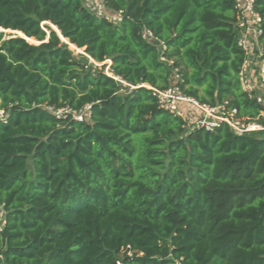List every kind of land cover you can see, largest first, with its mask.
<instances>
[{
	"label": "trees",
	"instance_id": "obj_1",
	"mask_svg": "<svg viewBox=\"0 0 264 264\" xmlns=\"http://www.w3.org/2000/svg\"><path fill=\"white\" fill-rule=\"evenodd\" d=\"M99 1L101 18L83 0H0V30L37 43L0 31V264H264V130L188 125L151 90L264 127L256 57L254 91L239 80V0ZM86 105L82 122L46 110Z\"/></svg>",
	"mask_w": 264,
	"mask_h": 264
},
{
	"label": "built area",
	"instance_id": "obj_2",
	"mask_svg": "<svg viewBox=\"0 0 264 264\" xmlns=\"http://www.w3.org/2000/svg\"><path fill=\"white\" fill-rule=\"evenodd\" d=\"M85 7L93 13L96 17L101 18L104 16V9L99 0H83ZM240 3H237V7L240 10V17L238 19L237 26L240 30V37L238 40V45L248 56L247 61H245L242 70L239 74V80L242 86L243 91L252 93L253 83L249 78V64L250 60L253 57H256L259 61L258 68V78L259 82L264 88V59L262 54V48L259 45V36L261 30L259 29L260 18L252 10V0H239ZM120 13L114 16H108L107 18L114 24L120 22ZM141 36L143 38L153 39V36L148 31H143ZM257 51V54L254 55V51ZM80 54H83L82 52ZM89 60V65L93 68H101L104 63H107L104 68V74L108 77L115 78L109 72L110 61L106 60L103 63H95L91 59ZM147 88L151 89L147 86ZM158 101V106L161 109L172 114L174 117H178L187 122L188 125L203 126L208 131H213L214 128L218 127L220 123L228 124L235 132L242 134L246 132L264 130V127H261L256 124H248L243 126L239 123L238 120L234 119L235 111H225L224 106L208 107L201 105L191 98H187L180 94L179 90L176 87H169L163 91H157L151 89ZM257 102L264 107V97L259 94L256 98ZM182 105H186L188 108L185 109ZM90 105H86L79 112H74L69 108L54 109L52 107H46L47 112L51 113L57 119H64L71 117L77 122H82L84 119L90 117ZM192 113V116L188 117V114ZM264 116V115H263ZM0 117L2 113L0 112ZM5 212L3 210V205L0 204V230L4 225Z\"/></svg>",
	"mask_w": 264,
	"mask_h": 264
},
{
	"label": "rangeland",
	"instance_id": "obj_3",
	"mask_svg": "<svg viewBox=\"0 0 264 264\" xmlns=\"http://www.w3.org/2000/svg\"><path fill=\"white\" fill-rule=\"evenodd\" d=\"M46 25L47 26H49V24L48 23H46ZM50 27V26H49ZM51 28V27H50ZM1 32H3V34H4V37L5 38H9V37H11V36H19V35H17V34H15L14 32H9V31H2V30H0ZM27 42L29 43V44H33V45H37V43L34 41V40H27ZM69 49L71 50V51H73L75 54H80L81 52L83 53V50H78V49H76L74 46H71V45H69ZM105 65H107V63H104ZM189 116H192V113H189L188 114V117Z\"/></svg>",
	"mask_w": 264,
	"mask_h": 264
},
{
	"label": "water",
	"instance_id": "obj_4",
	"mask_svg": "<svg viewBox=\"0 0 264 264\" xmlns=\"http://www.w3.org/2000/svg\"><path fill=\"white\" fill-rule=\"evenodd\" d=\"M49 26L51 27V29L54 31V32H56L58 35H59V33H58V31L56 30V29H54L55 27H53L52 25H50L49 24ZM12 32V31H11ZM22 35V34H21ZM19 37H21V38H23V39H25L26 41L27 40H31V39H26L23 35L22 36H19ZM61 39H62V37H60ZM62 41H64L65 43H67L65 40H63L62 39Z\"/></svg>",
	"mask_w": 264,
	"mask_h": 264
},
{
	"label": "bare ground",
	"instance_id": "obj_5",
	"mask_svg": "<svg viewBox=\"0 0 264 264\" xmlns=\"http://www.w3.org/2000/svg\"><path fill=\"white\" fill-rule=\"evenodd\" d=\"M9 32H10V31H9ZM14 33H15V34H18V35H20V36H22L21 33H19V32H14Z\"/></svg>",
	"mask_w": 264,
	"mask_h": 264
},
{
	"label": "crops",
	"instance_id": "obj_6",
	"mask_svg": "<svg viewBox=\"0 0 264 264\" xmlns=\"http://www.w3.org/2000/svg\"><path fill=\"white\" fill-rule=\"evenodd\" d=\"M72 46V45H71Z\"/></svg>",
	"mask_w": 264,
	"mask_h": 264
}]
</instances>
